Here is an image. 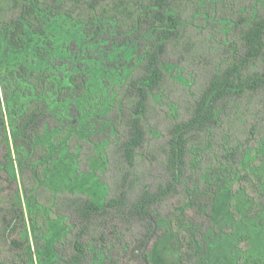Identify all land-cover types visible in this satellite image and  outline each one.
Instances as JSON below:
<instances>
[{
	"label": "trees",
	"instance_id": "obj_1",
	"mask_svg": "<svg viewBox=\"0 0 264 264\" xmlns=\"http://www.w3.org/2000/svg\"><path fill=\"white\" fill-rule=\"evenodd\" d=\"M53 17L136 47L101 132L50 108L89 83L63 88L42 65L33 41ZM8 61L29 98L0 88V264H38L43 247L41 264H158L160 242L175 264H264V0H0L1 73ZM64 151L106 185L102 203L53 182Z\"/></svg>",
	"mask_w": 264,
	"mask_h": 264
},
{
	"label": "rangeland",
	"instance_id": "obj_2",
	"mask_svg": "<svg viewBox=\"0 0 264 264\" xmlns=\"http://www.w3.org/2000/svg\"><path fill=\"white\" fill-rule=\"evenodd\" d=\"M46 26L47 43H42L37 38L33 41L36 48L42 47L41 50L46 53V59L42 65L49 67L53 77L63 88L70 84L72 75L87 74L89 77L88 96L82 100L81 104H77L70 98L61 99L60 95L56 94L49 98L51 110L58 117L68 121L79 119L83 132L87 134L101 132L106 123L97 116L98 109L111 98L110 88L120 78L122 71L135 55L136 47L124 40L118 41L115 27L108 23L104 24L101 30L90 32L82 25L64 18L53 17L47 20ZM29 55L32 56V53ZM31 56H23V62L31 65ZM16 63L17 61H8V68L0 72V88L2 94L14 98L17 108H20L29 98V86L26 80L17 74ZM168 69L179 75L173 64H169ZM53 135L54 133L47 135L48 142ZM102 166V160L92 161L94 170ZM53 176V182L58 187L87 192L101 203L104 201L106 185L94 172L79 174L75 161L65 151L58 161V167ZM53 229L61 233L65 227L62 222H58ZM222 249L225 252L224 246ZM39 251V255L36 256L38 264L55 258L53 252L47 247L40 248ZM156 255L158 264H175L173 261L175 254L170 252L168 245L163 242L159 243ZM215 262H220L219 254Z\"/></svg>",
	"mask_w": 264,
	"mask_h": 264
}]
</instances>
